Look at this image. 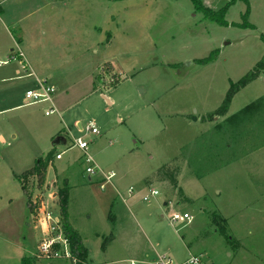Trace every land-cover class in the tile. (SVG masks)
<instances>
[{
  "label": "rangeland",
  "instance_id": "374dc122",
  "mask_svg": "<svg viewBox=\"0 0 264 264\" xmlns=\"http://www.w3.org/2000/svg\"><path fill=\"white\" fill-rule=\"evenodd\" d=\"M202 2L226 7L229 24L205 18L191 0H7L6 16L31 12L25 26L40 19L37 31L54 40L42 74L59 113L28 103L26 90L38 89L32 78L0 85V264L24 256L70 264L40 250L47 236L38 218L58 221L53 194L63 186L93 264L177 263L190 254L208 264H264V67L216 114L231 81L264 57V0ZM245 14L254 27L241 24ZM6 43L1 37V49ZM215 49L213 62L197 61ZM89 122L99 134L85 130ZM59 136L65 142L54 145ZM77 137L116 173L105 189L101 174L89 179ZM53 148L45 184H31L34 214L17 176ZM116 189L122 196L108 220ZM152 189L158 194L145 200ZM173 213L192 219L174 222Z\"/></svg>",
  "mask_w": 264,
  "mask_h": 264
},
{
  "label": "trees",
  "instance_id": "16d2710c",
  "mask_svg": "<svg viewBox=\"0 0 264 264\" xmlns=\"http://www.w3.org/2000/svg\"><path fill=\"white\" fill-rule=\"evenodd\" d=\"M191 1L195 6L196 11L201 12L205 18L210 19V21L217 22L220 25L229 24V22L224 18L226 7L216 11L210 8L209 6L205 5L202 2V0H191ZM244 16H245V20L241 24L244 26L254 27L251 23L248 22L246 18L247 15L245 14ZM232 24H237V23H232ZM262 38L264 39L263 35ZM17 41H20V38L17 39ZM217 54H218V49H215L211 51V53L207 57L198 59L197 61L202 64L211 63L216 59ZM263 67H264V57L255 65V67L252 70L248 71L240 80H238L237 82L231 81L230 87L221 105L216 111L217 115L224 114L228 111L233 96L240 89L245 87L249 82L255 79L258 75L259 70ZM119 82H120V78L117 75H114L112 84L116 85ZM60 134L61 133H59L58 135ZM54 138L55 137H53V140H55ZM61 139L62 136H59V138L54 141V145L57 141L59 140L61 141ZM54 150L55 149L53 148L47 153L46 156L40 157L39 160L35 162V165L24 170L19 176H17L21 184L22 190L27 197V205L32 212L37 211L38 203H36L32 198V193L30 192L31 184L35 183L38 187H42L45 184L47 168L49 166V163L52 161L54 157V153H55ZM68 190H69L68 186H63L59 188L57 193V203L59 206L58 222L62 225L64 237L69 245L70 258L68 260L70 261V264H93L88 257V249L84 244L82 236L73 227V225L70 222L69 211H68ZM220 230L219 231L221 233L226 234L224 228ZM229 240L232 244H234L231 239ZM36 261L37 259L33 256H24L22 257L20 264H34Z\"/></svg>",
  "mask_w": 264,
  "mask_h": 264
},
{
  "label": "crops",
  "instance_id": "0c3cea01",
  "mask_svg": "<svg viewBox=\"0 0 264 264\" xmlns=\"http://www.w3.org/2000/svg\"><path fill=\"white\" fill-rule=\"evenodd\" d=\"M6 2L7 0H0V41H1V37H5V40L7 41L6 46L3 49H1L0 47V85L2 83L9 82V81L23 80V78L25 77L32 78L31 81L33 82V84H35L38 80H47L48 82L49 79L46 75L42 74L43 73L42 69L50 67L51 66L50 64L53 63L52 59L48 55L50 53H49L48 47L46 46L47 43H54L53 38H50L51 35H49L48 38H46V33L44 32V30L39 29V31H37L36 26H39V23L41 22L40 19H36L32 24H27L28 26H25V24L27 23L25 19L28 18V16H30L31 12H27L23 14V16L14 15L11 18L6 16V8H5ZM47 4H48L47 2L43 5L39 4L37 5V8L45 9L47 7ZM4 16L8 18V22H6V20L4 19ZM44 21H48V20L44 19ZM18 28L22 33V36L19 37L20 41H17V37L15 36V32H14ZM27 40H28V45H25L26 44L25 42ZM22 46H25L24 47L25 49L22 48ZM18 48H20L21 50L23 49L22 51L24 52L26 61L30 65V70L32 71L34 76H32L31 74L23 73V70L21 67V59L19 57H15L17 56L16 49L18 50ZM1 65H5L8 67H1ZM0 92H1V88H0ZM12 97L13 96H10V98ZM3 100L4 98L1 99V101ZM18 106H20V104L14 107H18ZM64 138L61 139L62 142H65ZM98 178L102 179V177H98ZM105 185H109V183H106ZM105 188L106 187H104V189ZM128 192H127V197L131 198L132 192H129V193ZM53 195L57 197V193H54ZM117 196H122L121 192H119L118 190L116 193V197L113 199L112 203L110 204V208H109L110 212H109L108 220H110L111 218L114 220L113 218L114 215L112 213V210L117 212V207H116V205L118 204L116 202V200H118ZM127 197H124L123 201H126ZM41 206H42V203L39 206L40 207L39 211L40 209H42ZM37 212L38 211L33 212V213L38 214ZM69 219L73 227L80 233L84 241L83 234L80 232L79 228L75 226L73 220L71 219L70 214H69ZM38 220L41 222L43 232L46 235L48 231L49 223L46 222L47 220H45L44 218L39 217ZM88 257H89V249H88Z\"/></svg>",
  "mask_w": 264,
  "mask_h": 264
},
{
  "label": "built area",
  "instance_id": "2783aa9c",
  "mask_svg": "<svg viewBox=\"0 0 264 264\" xmlns=\"http://www.w3.org/2000/svg\"><path fill=\"white\" fill-rule=\"evenodd\" d=\"M21 59V67L23 71H27L30 69V65L26 61L24 53L18 48L17 56ZM38 89H28L25 93L26 98L28 99L29 104H37L48 102L50 103L49 111H46V114L51 112L59 111L55 108L53 103V94L55 92V87L47 82V80H38L37 81ZM91 134H99V129L97 128L94 122H89L85 128ZM74 145L82 150L84 153V161L86 164V173L89 175V179L96 174H101L102 178L106 180V182L111 183L112 179L116 176L114 171L105 172L101 169L93 156L88 152L89 142L82 137L74 138ZM56 158H61V153L56 154ZM105 184H102L101 187L104 188ZM133 191V187L129 188V192ZM158 191L152 189L149 194L144 196V199L147 200L150 196H156ZM50 216H46V220L48 221ZM192 216L188 213L179 214L173 213L171 216V220L174 222L177 221H188L190 222ZM51 226V227H50ZM46 239H44L40 244V250L42 255L45 258H57L62 257L65 259L70 258V250L67 240L63 234L62 225L57 221L55 224H51L48 227V231L46 233ZM162 264H208L202 255L198 254H190V256L182 261L174 263L172 260H168L166 262L162 261Z\"/></svg>",
  "mask_w": 264,
  "mask_h": 264
}]
</instances>
